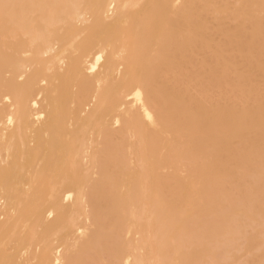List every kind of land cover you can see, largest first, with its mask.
Wrapping results in <instances>:
<instances>
[{
    "label": "bare ground",
    "instance_id": "1",
    "mask_svg": "<svg viewBox=\"0 0 264 264\" xmlns=\"http://www.w3.org/2000/svg\"><path fill=\"white\" fill-rule=\"evenodd\" d=\"M5 2L0 262L260 264L264 0Z\"/></svg>",
    "mask_w": 264,
    "mask_h": 264
},
{
    "label": "snow or ice",
    "instance_id": "2",
    "mask_svg": "<svg viewBox=\"0 0 264 264\" xmlns=\"http://www.w3.org/2000/svg\"><path fill=\"white\" fill-rule=\"evenodd\" d=\"M25 5H19V4H12L7 3L5 0H0V14L4 16V18L10 19L14 15L15 10L24 8ZM115 7V6H113ZM101 57L98 55L96 56V60L99 61ZM139 95V93H137ZM13 123L12 117H8V124L11 125ZM0 264H6V262H0ZM88 264H121L120 261H93L88 262ZM249 264H254V262H249ZM260 264H264V259L261 260Z\"/></svg>",
    "mask_w": 264,
    "mask_h": 264
}]
</instances>
